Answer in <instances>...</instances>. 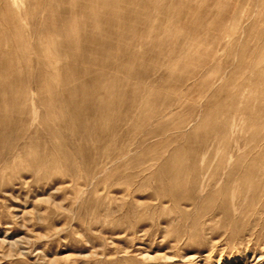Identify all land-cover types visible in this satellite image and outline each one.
Here are the masks:
<instances>
[{
  "label": "rangeland",
  "instance_id": "obj_1",
  "mask_svg": "<svg viewBox=\"0 0 264 264\" xmlns=\"http://www.w3.org/2000/svg\"><path fill=\"white\" fill-rule=\"evenodd\" d=\"M112 1L0 0V57L15 51L26 85L0 114V264H264V0ZM72 12L74 59L45 45L66 38L42 32ZM92 12L108 22L94 29ZM13 21L27 50L3 41ZM169 50L180 52L172 67ZM74 63L73 74L50 71ZM100 72L128 79L124 100L143 86L103 122L78 90ZM2 73L0 84L13 81ZM64 79L77 90L74 120L59 101ZM179 149L184 171L169 186L163 170Z\"/></svg>",
  "mask_w": 264,
  "mask_h": 264
},
{
  "label": "bare ground",
  "instance_id": "obj_2",
  "mask_svg": "<svg viewBox=\"0 0 264 264\" xmlns=\"http://www.w3.org/2000/svg\"><path fill=\"white\" fill-rule=\"evenodd\" d=\"M97 1H99L101 3L104 2L103 4L104 5L106 4L108 6H114L116 4L112 0H109V1L108 0H97ZM87 6L88 7H91V5L88 4V3H87ZM156 6H157V3H156ZM74 13L75 12H72V15L71 16H69L67 18H62L59 21V24L58 25L61 26V27H56L54 25L51 26V27L50 26L49 27L46 26L42 30L43 33H47V34H61L64 38H66V41L63 42V43H61V44H56L55 42H52L50 40V41H47L45 43V45L47 47H51L56 54H60L61 56L65 57V58L72 57L73 59H74V56L77 57V50H74L71 47L70 43L67 42V40L69 41L70 38L75 39V37H77V33H74L73 31H71L69 29H66L64 26H67V24H69L70 22H73L75 20L73 18V16H74L73 14ZM90 16H91V18H90L91 25L90 26H92L94 29H98L101 25L104 24V22H106V23L108 22L107 21L108 19H106V20L103 21L101 18H99L95 14V12H92V14ZM109 17H113L112 16V13H109ZM6 18H8V17H6ZM17 22L14 23V21H13L12 23H9L10 25L12 24L11 25V27H12L11 29L12 30H9L8 31V35L13 36L14 38L9 39L8 37H6V38L4 37L5 39L3 41L6 43V45H10V46H13L15 48H18L19 50H22L24 48L20 49L21 46L23 47V46H25L27 44H23V42H22V44H18L20 42L17 43V41L15 40L17 38L16 36H20L19 35V33H20L19 30H21V28H22L20 25H18ZM56 23H57V21H56ZM114 24H116V23H114V21H109V25H108L109 28L107 30L113 33V30L111 28H112V25H114ZM35 29H37V28H35ZM162 29H164V27ZM146 30L147 31H144L143 34H148L149 35V33L151 32L150 29L148 28ZM0 31H3L1 29V26H0ZM21 34L23 35V33H21ZM0 35H2V34H0ZM161 36H163V37L166 36V38H168L169 35L167 34V32L162 31ZM50 38L51 37H49V39ZM116 38L122 39V36L116 34ZM156 39L160 43L161 38H156ZM17 40H20V39H17ZM24 40H25V38H24ZM0 41H2V40H0ZM73 41H75V40H73ZM94 41L95 40H93V42ZM134 43L137 44V45H139V46H141L142 45V40H140V39L137 38V39H135ZM41 45L36 44L37 48H42L43 49V46H41ZM104 47L105 48H109V49H116V50L121 49L119 44H111L110 42H105L104 43ZM26 48L27 47H25L24 50H27ZM2 49H3V47H2ZM13 52H15V51L5 53L3 58H1L2 56L0 57L1 58V60H0L1 70H3L4 73L13 76V78H12L13 81L11 83H9V84H7V83H1L0 84V114L2 115V121H5L4 118L6 119V117H8V115H9V109H8V107H9L10 104L12 105V104H14L16 102L17 96L18 95H24V96H26L25 95L26 94V85H24V84H22L20 82V79H21V76L22 75H21L20 71L19 70H16L15 69L16 67L14 68L13 65H12V63L10 62V59L12 60L13 59L12 57L14 56L13 55ZM106 53H107V51L100 50V54L101 55H105ZM179 55H180V52L177 53L174 50H169L168 51L167 57L168 58H172V61H170V63H169V67H172V66H175L176 65V63H177V61L179 59H175L174 60V58H176ZM22 56H24V55H22ZM45 57L48 60L49 56H45ZM133 58H134V56L132 55V57H128L127 60L130 59L132 61ZM77 60L78 61L81 60L80 62H82L83 60H86L88 62H92L93 61V60L91 61L87 57L86 58L85 57L83 58L82 56H79V55H78ZM26 63H27V61H26ZM99 64L101 66H107V65H109V66H112L115 70H121V71H123L125 73V75H128L129 74V72L126 71V70H124L123 69V66L120 65L119 62H117V61L116 62H113L111 64H107L103 60V61L99 62ZM77 67H78V64L77 63L76 64L74 63L71 66H69V65L67 66V65H64V64H59L58 67L51 66L50 71L53 72V74H55V75H59L61 73L60 76H62L63 74L67 76L68 73L69 74H73V73L79 71V69H78L79 67L78 68ZM4 73H2V74H4ZM43 73H45V72L39 73L38 74L39 75L38 77L39 78L40 77L43 78V76H44ZM93 77L95 79L99 80V83L100 84L98 83L97 87H93L91 84L84 82V83L78 85V90H79V93L82 95L81 96L82 102L87 106L88 111L94 114V116L97 118V120L99 122H103L104 120H108L109 119L110 113H113L115 111V109L113 110L111 108V106H110V105H113L114 103L116 104V107L117 108L120 107V105H126V104H127V107L128 106L131 107L133 105H136L137 102L135 100V97L142 90L143 86H140V85L133 86L132 92H131L133 99L124 100V98H123L124 89H122V87H125L126 88V85L128 83V79L127 78H124V79H122L120 81H118L117 79H115L113 77H110L109 79H107L101 72L100 73L93 74ZM75 88H76V86L70 85L69 82H67L64 79L63 82L60 85V90H59V94H60L59 101L62 103L61 104L62 112H64L66 115H68L70 117V119L72 118L73 120L77 118L76 117L77 111H76V109H74V105H75L74 97H75V90H76ZM52 89H53V86L51 85V83H48L47 85H42V84L37 83V85L35 86V90L39 94H43L45 91H47V92L48 91H51ZM105 91L107 92V94L106 95H103L105 93ZM146 91H147V93L148 92L150 93L151 91H153V89L152 88H147ZM143 92H144V90H143ZM91 93L93 95L96 94L95 95V98H92L90 96ZM53 99L54 98H50L49 101L52 102ZM52 104H53V102H52ZM38 105H40L41 107H44L45 114H48L49 112H51L54 109L53 105L50 106L49 108H47V105H46V102H45L44 99H39L38 100ZM137 105H139V107H140V106H142V103L141 102H138ZM216 106H218V104ZM206 112L207 113H211L212 110L207 109ZM205 122H206V118H203V119H201L198 122V125L199 126H203V124H205ZM224 122H225V126H224L225 132L230 131L231 127L229 128V123H228V121L225 118H224V120H223L222 123H224ZM217 128L218 127L216 126V124H213L211 126V129L213 130V134H214L213 135V138L214 139H216L218 137V135L221 134L220 133L221 131L217 130ZM179 153H180V149L174 151V153L172 155H170L166 159V164L169 165V167L168 168H165V170H163V171H164V174L166 175L167 184L169 186H171L172 184H174L178 173H181V172L184 171L183 170V167L178 163V157L177 156L179 155Z\"/></svg>",
  "mask_w": 264,
  "mask_h": 264
}]
</instances>
